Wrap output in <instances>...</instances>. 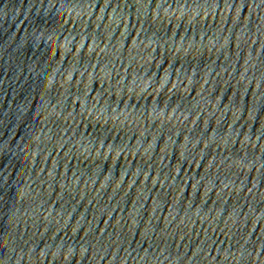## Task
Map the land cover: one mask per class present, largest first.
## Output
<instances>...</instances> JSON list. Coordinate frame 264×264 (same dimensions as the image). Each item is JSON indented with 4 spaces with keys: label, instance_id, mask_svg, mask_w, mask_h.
Instances as JSON below:
<instances>
[{
    "label": "water",
    "instance_id": "95a60500",
    "mask_svg": "<svg viewBox=\"0 0 264 264\" xmlns=\"http://www.w3.org/2000/svg\"><path fill=\"white\" fill-rule=\"evenodd\" d=\"M0 264H264V0H0Z\"/></svg>",
    "mask_w": 264,
    "mask_h": 264
}]
</instances>
